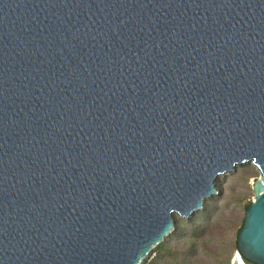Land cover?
<instances>
[{
  "label": "water",
  "instance_id": "obj_1",
  "mask_svg": "<svg viewBox=\"0 0 264 264\" xmlns=\"http://www.w3.org/2000/svg\"><path fill=\"white\" fill-rule=\"evenodd\" d=\"M248 163L230 264H264V0H0V264H141Z\"/></svg>",
  "mask_w": 264,
  "mask_h": 264
},
{
  "label": "rangeland",
  "instance_id": "obj_2",
  "mask_svg": "<svg viewBox=\"0 0 264 264\" xmlns=\"http://www.w3.org/2000/svg\"><path fill=\"white\" fill-rule=\"evenodd\" d=\"M259 177L260 172L256 166L248 163L217 178L216 187L219 192L216 197L214 195L210 198H213V215L206 221L203 233L196 240L197 264H216L218 259L227 255L223 250L230 251L232 258L237 250L233 243L238 240L246 208L253 199L252 181ZM221 250L224 255L218 253Z\"/></svg>",
  "mask_w": 264,
  "mask_h": 264
},
{
  "label": "trees",
  "instance_id": "obj_3",
  "mask_svg": "<svg viewBox=\"0 0 264 264\" xmlns=\"http://www.w3.org/2000/svg\"><path fill=\"white\" fill-rule=\"evenodd\" d=\"M216 196L217 195H215L214 197ZM212 199L206 200L204 209L196 212L190 219H181L177 215H175L176 226L173 232L167 238H165L163 242L153 248L141 264L199 263L197 261V258L195 257V246L197 243L196 240L203 233L206 221L211 217V215H213L214 208L211 205ZM251 202L249 203V205L251 204ZM237 241L238 240H235V242L233 243V247L236 249H238ZM223 252L227 255L222 259H218L216 261V264H230V251L225 252L223 250ZM223 252L221 250L218 253L224 255Z\"/></svg>",
  "mask_w": 264,
  "mask_h": 264
}]
</instances>
